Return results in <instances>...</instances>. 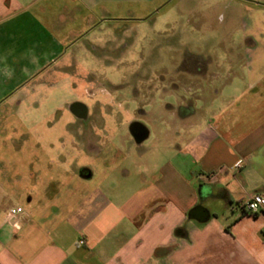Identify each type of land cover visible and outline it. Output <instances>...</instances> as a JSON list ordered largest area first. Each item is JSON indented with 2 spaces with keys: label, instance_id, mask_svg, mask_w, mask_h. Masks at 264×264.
Segmentation results:
<instances>
[{
  "label": "crops",
  "instance_id": "obj_1",
  "mask_svg": "<svg viewBox=\"0 0 264 264\" xmlns=\"http://www.w3.org/2000/svg\"><path fill=\"white\" fill-rule=\"evenodd\" d=\"M126 2L139 0H0V100L80 36L73 22L111 18ZM251 4L241 40L215 61L228 71L199 85L204 75L192 70L190 88L176 90L194 91V100L173 93L160 98L156 113L149 111L155 104L146 105L144 120L172 132L146 128L145 139H131L140 149L171 135L163 162H137L126 149L90 137L62 144L61 172L48 181L32 172L19 191L0 184V264H264V209H241L264 195V5ZM73 105L71 116L88 121L89 110ZM207 200L222 210L210 211ZM200 206L205 222L189 216ZM17 207L23 213L10 221L8 211Z\"/></svg>",
  "mask_w": 264,
  "mask_h": 264
},
{
  "label": "rangeland",
  "instance_id": "obj_2",
  "mask_svg": "<svg viewBox=\"0 0 264 264\" xmlns=\"http://www.w3.org/2000/svg\"><path fill=\"white\" fill-rule=\"evenodd\" d=\"M251 3L264 5V0H139L124 3L111 18L73 22L80 36L0 100V184L19 191L32 172L48 181L61 172L62 144L84 143L90 137L126 149L137 162H163L170 156L171 135L153 137L139 149L131 139V125L142 123L153 134L171 131L161 122L144 120L146 105L155 104L149 111L156 113L160 98L173 93L194 100V91L176 90L178 84L190 88L192 70L204 75L199 85L209 75L228 71L218 58L231 42L241 40L243 13ZM235 50L240 56L242 48ZM41 53L40 63L45 57ZM181 69L190 75L181 78ZM75 102L89 110L88 121L68 112ZM209 116L203 113L202 120ZM80 131L84 137L79 138ZM19 177L22 184L15 185ZM204 203L213 212L223 207L216 201Z\"/></svg>",
  "mask_w": 264,
  "mask_h": 264
},
{
  "label": "built area",
  "instance_id": "obj_3",
  "mask_svg": "<svg viewBox=\"0 0 264 264\" xmlns=\"http://www.w3.org/2000/svg\"><path fill=\"white\" fill-rule=\"evenodd\" d=\"M241 209L247 214H258L264 209V195H252L249 200L242 205ZM22 213L23 209L21 207L13 208L8 211V218L10 221H13ZM79 244L84 245L85 241L81 240Z\"/></svg>",
  "mask_w": 264,
  "mask_h": 264
},
{
  "label": "water",
  "instance_id": "obj_4",
  "mask_svg": "<svg viewBox=\"0 0 264 264\" xmlns=\"http://www.w3.org/2000/svg\"><path fill=\"white\" fill-rule=\"evenodd\" d=\"M142 138H144V136ZM189 216L191 219L205 222L209 215L206 209L200 206L197 209L190 211Z\"/></svg>",
  "mask_w": 264,
  "mask_h": 264
},
{
  "label": "flooded vegetation",
  "instance_id": "obj_5",
  "mask_svg": "<svg viewBox=\"0 0 264 264\" xmlns=\"http://www.w3.org/2000/svg\"><path fill=\"white\" fill-rule=\"evenodd\" d=\"M131 132L137 136V138H142L146 135L147 130L142 123H134L131 125Z\"/></svg>",
  "mask_w": 264,
  "mask_h": 264
},
{
  "label": "trees",
  "instance_id": "obj_6",
  "mask_svg": "<svg viewBox=\"0 0 264 264\" xmlns=\"http://www.w3.org/2000/svg\"><path fill=\"white\" fill-rule=\"evenodd\" d=\"M177 234H182L183 236H186L185 230H177Z\"/></svg>",
  "mask_w": 264,
  "mask_h": 264
}]
</instances>
